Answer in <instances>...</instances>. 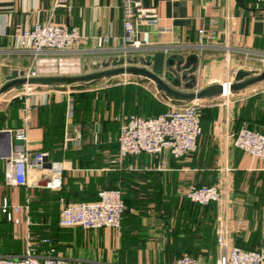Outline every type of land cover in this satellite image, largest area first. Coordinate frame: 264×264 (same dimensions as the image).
I'll list each match as a JSON object with an SVG mask.
<instances>
[{
    "label": "crops",
    "instance_id": "0c3cea01",
    "mask_svg": "<svg viewBox=\"0 0 264 264\" xmlns=\"http://www.w3.org/2000/svg\"><path fill=\"white\" fill-rule=\"evenodd\" d=\"M141 1L157 7L162 32L139 26L150 31V44L135 56L160 50L167 59L176 56L187 60L192 54L198 57L196 68L192 72L193 65L187 69L189 79L182 80L178 90L217 88L232 70H246L250 77L264 72L260 61L264 53V6L257 7L255 0ZM67 2L71 10L55 8L54 0H0L2 85L13 72L35 67L34 55L19 44L20 32L37 22L77 27L86 36L123 35L121 0ZM202 28L215 36L210 47L203 50L197 46ZM105 48L97 42L73 52L45 53L38 67L47 68L50 74L40 77L83 74L85 68L87 73L119 68H94L95 63L115 57ZM105 78L113 81L106 83L100 78L36 84L30 96L16 92L24 89L23 84H17L0 95V131L12 135V144L10 135L0 138V255H22L32 241L40 259L54 246L58 257L69 264H171L177 258L172 252L176 236L185 235L190 221L199 235L202 230L196 228L207 224L213 228L219 214H228L235 245L250 249L263 246L264 159L235 147L233 140L243 126L264 132V80L233 90L228 114L220 94L200 98L203 133L194 152L180 158L169 152H143L120 161L117 144L121 117L133 113L155 116L184 100L166 97L143 75L125 73ZM187 82H193L192 89L186 88ZM26 115L30 118L27 139L17 145L15 132L23 126ZM10 146L12 151L24 146L33 156L46 153V163L53 167L30 168L26 185L8 184ZM56 179L59 185H48ZM215 184L221 187L222 199L211 206L193 203L184 194L191 185ZM111 186L120 188L128 202L120 231L59 226L66 205L95 201L101 190ZM4 199L10 206L21 208L17 213L20 223L7 219L1 208ZM195 218L201 224L194 223ZM44 238H52V243L43 242ZM210 257L198 255L201 264H209Z\"/></svg>",
    "mask_w": 264,
    "mask_h": 264
},
{
    "label": "built area",
    "instance_id": "2783aa9c",
    "mask_svg": "<svg viewBox=\"0 0 264 264\" xmlns=\"http://www.w3.org/2000/svg\"><path fill=\"white\" fill-rule=\"evenodd\" d=\"M257 7L264 6V0H255ZM55 8L71 6L67 0H54ZM123 35L121 37L103 35L86 36L77 27H69L52 21L37 22L20 32V47L34 55V68L25 72L26 78L40 77L50 74L47 68L39 69L42 55L49 52L76 51L90 43H102L105 50L114 53L116 58L135 56L144 47L150 44V31L141 30L139 26H150L162 32L159 28L160 14L157 7L146 6L141 0H121ZM215 40L212 31L198 30L197 46L206 49ZM2 45L0 44V51ZM260 61L264 69V53ZM41 63V62H40ZM127 66V64L125 65ZM237 71L232 70L224 82L221 83L224 97L223 106L228 108L229 98L233 92L231 86ZM36 83L23 84L24 96H30L36 89ZM200 98L187 99L180 104H172L164 112L155 116L138 114L124 115L120 118V133L118 137V160L122 161L127 155H137L143 152L160 155L169 152L173 157L180 158L194 152L198 139L203 133L201 123ZM73 108V99L69 98V109ZM30 124L29 115L23 120V126L15 132V138L26 140L27 128ZM233 144L243 151L264 159V132L243 126L235 135ZM46 153L38 152L32 155L24 146L11 151L8 156L7 183L11 185L28 184L30 168L43 167ZM48 185H59L56 179ZM185 196L192 202L208 205L220 202L222 199L221 187L215 185H191ZM2 211L7 219L18 224L21 222L19 206H10L7 199L1 204ZM126 205L120 188L103 189L99 198L92 202H78L66 205L59 216V226L64 228L81 227L111 228L120 231ZM234 229L228 214H219L216 225V261L215 264H264V245L254 250L243 249L233 243ZM43 242L52 243V238H44ZM56 247L52 246L44 259L37 255L35 245L28 241L24 254L19 256L0 255V264H69L58 257ZM171 264H201L198 257L184 254Z\"/></svg>",
    "mask_w": 264,
    "mask_h": 264
},
{
    "label": "water",
    "instance_id": "95a60500",
    "mask_svg": "<svg viewBox=\"0 0 264 264\" xmlns=\"http://www.w3.org/2000/svg\"><path fill=\"white\" fill-rule=\"evenodd\" d=\"M197 55L192 54L185 60L184 58H176L173 56L171 58H166L165 52L157 50L154 54L139 57H121L116 58L112 57L103 62H97L94 64L95 69H99L100 66L107 69L109 66H120L119 68L107 69L102 71H97L93 73H87L88 68H85V72L83 74L71 75V76H49V77H31L26 78L25 72H13L9 76H7L6 84H1L0 82V95H2L5 91H7L11 86L17 84H24L26 82L36 83V84H45V83H57V82H67V83H75V82H86L92 81L100 78H104L107 76H113L117 74H139L143 75L147 80H152L156 83V86L159 90L164 91V95L166 97L173 96L178 99H194V98H202L212 94H221L223 91L222 85H219L217 88H207L205 90L199 92H182L177 89L182 85V80H188L189 75L187 69L193 65L190 71H194L197 66ZM178 61V62H177ZM127 64V66H125ZM141 64L142 66H139ZM177 65V68H174ZM147 67H151L148 69ZM182 72V73H181ZM264 80V72L259 74L258 76L250 77V74L246 70H238L234 82L231 86L232 90H239L245 88L247 86L256 84ZM186 88L192 89L193 82H187ZM10 135V144H12V135L10 131H0V138H8ZM14 143L17 145H23L24 140L15 138ZM11 146L8 152V156L11 154ZM47 157H45L43 166L45 168H52V163H46ZM128 211V210H125Z\"/></svg>",
    "mask_w": 264,
    "mask_h": 264
},
{
    "label": "trees",
    "instance_id": "16d2710c",
    "mask_svg": "<svg viewBox=\"0 0 264 264\" xmlns=\"http://www.w3.org/2000/svg\"><path fill=\"white\" fill-rule=\"evenodd\" d=\"M202 111H203V109L202 110L200 109L201 123L203 121ZM208 111H210V110H208ZM209 113H210V117H211V112H209ZM245 127H248L250 129H253V130H257L255 128L251 127L250 125H247ZM257 131H259V130H257ZM259 132H261V131H259ZM201 136L198 139V143H199ZM197 146H198V144H197ZM117 147H118V144H117ZM115 188H118V187L117 186H111V187H108L106 189H115ZM122 195H123L125 205L127 207L128 202H127V199L124 197L123 192H122ZM98 198H99V196H98ZM188 200L191 201L189 198H188ZM193 203H195V202H193ZM213 203L214 202H212L208 205H203V206H211ZM196 204H198V203H196ZM190 215L195 217L196 214H190ZM124 216H125V213L123 215V220H124ZM196 221H197V219L195 218L194 223ZM192 222H193V220L190 221V223H189L190 225L188 224V226L186 227L185 235L183 237L176 236V242L174 241L172 252H174L177 255V258L184 255V254H188V255L193 256V257H198V255H200V254H210V255L215 256V254H216V226H214L212 228V227H209L207 224V226H204V227L203 226L197 227L196 230H198V231L202 230V234L196 235V231L192 228V224H191ZM199 224H201V221H197V225H199ZM122 226H123V221H122ZM196 241L199 243L198 245L196 244ZM202 247H207L208 250H205V251L200 250V248H202ZM258 248H259V246L256 248H251V249L244 247L243 249L254 250V249H258Z\"/></svg>",
    "mask_w": 264,
    "mask_h": 264
},
{
    "label": "rangeland",
    "instance_id": "374dc122",
    "mask_svg": "<svg viewBox=\"0 0 264 264\" xmlns=\"http://www.w3.org/2000/svg\"><path fill=\"white\" fill-rule=\"evenodd\" d=\"M100 69V68H99ZM60 74V73H59ZM60 75H62V76H71V74H60ZM72 75H74V74H72ZM78 75V74H77ZM101 81V80H100ZM102 81H104V82H106V83H108V82H112L113 81V78H110V79H107V78H103L102 79ZM24 91V89H19L18 91H16V92H20V94L22 93ZM161 93V92H160ZM212 257H210V262H209V264H215V260H216V258H215V256L214 255H211Z\"/></svg>",
    "mask_w": 264,
    "mask_h": 264
}]
</instances>
